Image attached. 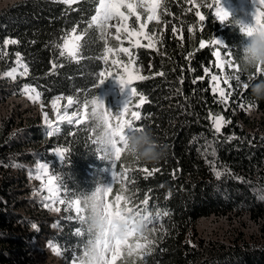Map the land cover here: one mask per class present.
<instances>
[{
  "label": "trees",
  "instance_id": "trees-1",
  "mask_svg": "<svg viewBox=\"0 0 264 264\" xmlns=\"http://www.w3.org/2000/svg\"><path fill=\"white\" fill-rule=\"evenodd\" d=\"M141 2H128L136 5L135 15L121 10L133 28L140 16L151 47L106 40L105 31L92 24L99 0L0 3V102L19 87L31 86L44 106L71 97L68 110L77 115L76 122H61L60 132L48 135L35 108L25 115L19 106L0 107V264H43L36 254L41 237L50 236L67 251L61 264H69L81 250L83 239L71 233V224L63 220L57 230L49 228L51 215L37 203L28 176L36 162L47 164L64 198L84 197L110 181L119 208L123 204L151 213L149 231L144 237L130 234L114 264H264V200L259 199H264V99L255 100L251 89L242 86L254 80V73L239 62L243 41L238 29L231 20H217L209 0H157L159 22L148 19ZM74 35L81 37L75 59L63 51L64 41ZM217 36L221 56L230 52L236 64L225 103L211 92L208 80L214 73L211 39ZM7 39L17 43L5 45ZM17 54L27 74L8 80L3 71ZM111 60L130 61L145 77L129 84L136 93L128 112L111 101V80L100 84L99 74ZM94 98L104 102L107 127L127 122L148 128L160 145L161 159L145 165L120 147L115 160L111 154L107 161L99 156L95 141L101 127L92 115ZM132 110L141 114L139 120L131 117ZM215 116L225 121L220 133L212 126ZM58 148L67 149L59 160L52 154ZM109 166L118 173L110 177ZM162 212L168 215L162 217ZM209 216L245 218L257 226L259 236L245 240L237 231L228 240L204 239L195 224ZM145 247L150 254L141 259Z\"/></svg>",
  "mask_w": 264,
  "mask_h": 264
},
{
  "label": "rangeland",
  "instance_id": "rangeland-1",
  "mask_svg": "<svg viewBox=\"0 0 264 264\" xmlns=\"http://www.w3.org/2000/svg\"><path fill=\"white\" fill-rule=\"evenodd\" d=\"M12 0H0V3H6ZM131 0H127L129 2ZM220 7L229 15L230 19L233 20H241L245 23L251 24L253 23V16L256 11V0H219ZM209 5H211L212 12L214 14V17L221 22L215 15V0H209ZM122 11V10H121ZM126 16V15H125ZM229 18H226V20H230ZM225 20V21H226ZM109 27H106L104 29L106 40H115L119 42L118 45L123 46L121 44L122 42H125L126 44L130 45H138L142 44L145 46H148L150 43L149 36L146 35L145 27L143 24L140 23L139 20L136 21V25H138L137 28L130 27L128 25L127 20H121V18L117 17L116 19H113L108 22ZM123 24L128 25V30H125L123 28ZM117 25L121 26V31L117 33ZM141 25H143V28H141ZM128 31H133L134 35L129 36ZM135 33H138L135 34ZM73 36H70L67 38V40H72ZM216 40L219 42V44L213 43V41ZM152 38H151V44H152ZM211 43L214 45L213 55H214V73L210 72L208 74V80H209V86L211 92L215 95V97L222 103H225L226 100H222L219 91H214V88H222L224 89L225 97L228 98V86L229 83H224V77L225 75L229 77L230 70H234L236 67V64L231 60L229 54H222V56L218 59L215 55V52L219 51V47L222 45L221 39L217 36L211 39ZM64 45V43H63ZM63 51L67 53V51ZM112 64L108 65L104 69V73L107 75V77L111 80L108 85V95L111 97V101L119 106V108H123L126 105V100L129 98V85L128 86H121L117 79L115 77H119L124 75L123 72V66L128 65V71L129 73H132L134 75V79H137L142 76V73L140 70L135 67L130 61L127 60H120V61H114L111 60ZM225 61V68L221 70L217 67V65L221 62ZM231 62V66H229L228 62ZM20 65H23L21 62H18L17 60L14 61L13 65H11L8 69L3 71V75L8 80H15L24 74V67H21ZM13 68H16L15 78L8 76L7 73L11 72ZM213 75H217L220 77L219 81H213L211 77ZM132 80V81H133ZM26 86H21L18 88L15 95L8 96L6 99L3 98V100L0 102V107L2 106V111L5 109V107L9 106H19V110L25 111V115L30 113V109L33 107L39 112L40 121L42 124L45 125L46 129L48 131L53 130L54 126H56V121H60L62 119L58 118L59 116H63L65 113V109H67V114L63 118V122H66L70 124L71 122H76V114L74 112H70L68 110V107H70L71 103L68 104V99L65 101V103H62V101L58 98L51 99L47 102L46 106H44L38 98L37 92H31L28 94H25L24 88ZM28 88H33L31 86H27ZM30 96L34 98H29ZM248 111V110H247ZM47 117V120L53 125V128L50 129L48 124L45 122V118ZM218 116H215L216 118ZM214 118L212 119V126L214 124ZM60 119V120H59ZM61 123V122H60ZM59 123V125H60ZM214 128V126H213ZM215 129V128H214ZM99 135L96 136V138ZM98 147V146H97ZM117 151L110 153L112 157L115 160ZM52 154L54 157L59 160L60 157L56 155V149L52 150ZM109 153H105L101 151L98 147V155L102 156V158L107 161L110 160V157L108 156ZM42 165H46L44 162H36L31 169L29 170V179L31 185L35 187V196L36 201L39 204L40 207L46 209L48 213L51 215L49 218L50 225L49 228L51 230H57L59 228V225L61 221L65 220L67 224H71V233L73 235H77L76 229L82 227L81 221H80V214L77 211L78 203L80 198H64L60 195L58 187V199H62L64 201V206L69 207L71 209V212L64 211V206L57 204L55 207H59L60 211L52 210L50 207H45L46 203H50V201H47L44 199L48 195L47 188L45 187L47 184L48 176H45L42 172ZM48 167V166H47ZM109 176H114L118 172L113 167L109 166L107 168ZM49 175L53 176L51 173ZM40 176L41 179H37L36 177ZM55 179V177H54ZM108 185L112 187L110 184V181H108ZM105 185V186H108ZM262 196V195H261ZM106 200L114 201L115 207L119 208V200L120 197L112 193V189L106 193L105 196ZM260 200H264L262 197H259ZM264 206V205H262ZM196 230L199 236L203 237L204 239H212V238H218L220 236H223V240H228V238H232L233 236H236L237 231L242 232V236L245 240L254 241L259 236V233L257 230V226H255L251 221H246L245 218H234L233 220H229L227 218H219V217H207V218H201L197 220L196 222ZM50 235V234H49ZM50 237V236H48ZM48 237H41L40 240L36 243V254L39 255V258L43 264L49 263V264H61V262L64 259L63 253L67 251H63V248L60 245H57L54 243L53 240L47 239ZM126 239L123 241H117L114 245L113 250L109 253L108 259L106 264H114L117 258H119L120 252L123 248L126 246ZM54 248H58L60 250V255L58 256L56 252L53 251ZM73 254V253H72ZM77 256L72 255L70 256L69 264H75V259Z\"/></svg>",
  "mask_w": 264,
  "mask_h": 264
},
{
  "label": "clouds",
  "instance_id": "clouds-1",
  "mask_svg": "<svg viewBox=\"0 0 264 264\" xmlns=\"http://www.w3.org/2000/svg\"><path fill=\"white\" fill-rule=\"evenodd\" d=\"M230 20L243 41L238 52L240 64L251 73L259 68L261 76H264V26ZM248 88L255 100L264 99V79L249 81ZM91 106L92 115L101 127L95 141L101 151L110 154L116 147H120L125 155L138 162L142 161L145 165L157 163L161 159L160 145L153 139L148 128L127 122L107 127L103 119L104 102L94 98ZM110 188V185H98L79 200L77 211L82 227L77 228L76 232L83 243L75 264H106L117 241L125 240L130 234L144 237L149 231L151 213L125 207L123 204L117 209L114 201L105 199ZM148 254L150 250L145 247L139 255L142 259Z\"/></svg>",
  "mask_w": 264,
  "mask_h": 264
},
{
  "label": "snow or ice",
  "instance_id": "snow-or-ice-1",
  "mask_svg": "<svg viewBox=\"0 0 264 264\" xmlns=\"http://www.w3.org/2000/svg\"><path fill=\"white\" fill-rule=\"evenodd\" d=\"M63 3L71 5L75 2V0H62ZM256 11L254 13L253 16V23L255 25H259V26H264V0H256ZM141 7H143L145 9V11H147L149 13L148 19L152 20V19H156L157 22H159V15L157 13V9L160 7V4L157 2V0H142ZM135 7L136 5H134L133 3H128L127 0H99V4L98 6L95 8V15L92 17V24L96 25L98 28L101 29V31L103 32L104 29L106 27H109V21L116 19L117 17L121 18V20H126L127 17L125 16V14L121 11L122 8H127L130 14H136L135 13ZM209 7H211V5H209ZM215 15L216 17L221 21L224 22L227 18V13L220 7L219 4V0H215ZM137 20L140 19L139 15H136ZM201 20L204 19L203 16L200 17ZM123 28L125 30H128V25L127 24H123ZM141 28H143V25H141ZM117 33H119L121 31V26L117 25ZM75 32V29L73 30ZM138 35V33H135ZM128 35L132 36L134 35L133 31H128ZM150 43H149V47L152 46L151 44V37H149ZM78 41H81V37L80 36H73L72 40H65L64 41V50L67 51L68 56L72 57L73 59L76 58L77 53L80 51L81 49V44L78 43ZM5 45H9V44H16L17 41L15 39H7L5 40ZM213 43L219 44L218 41L214 40ZM139 46V45H138ZM203 47V44L201 45ZM121 51L127 53L128 49L126 48H121ZM106 53L110 52L111 49H106L105 50ZM64 52H61V55H63ZM216 57L219 59L221 56V52L217 51L215 52ZM230 55V52H229ZM19 54H17V61L19 62ZM104 59H107V55H105ZM229 66H231V62L229 61ZM21 67H24V65H20ZM218 68H220L221 70H223L225 68V61H221L218 65ZM238 71V68L236 69ZM28 69L25 67L24 68V74H27ZM123 72L124 75L119 76V77H115L118 81V83L121 86H128L131 81L134 79V75L132 73H129L128 71V65H124L123 66ZM16 73V68H13L11 72H8L7 75L11 76L13 78H15V74ZM261 75V70L259 68H257L256 73H254L251 76V79H256L259 78V76ZM100 77V84H102L108 77L104 72H101L99 74ZM140 79H144L145 77H139ZM211 79L213 81H219L220 77H218L217 75H213L211 77ZM229 77H227L225 75L224 77V83H229ZM238 79V77H237ZM243 88L246 90L248 88V83H243ZM214 91H219L221 99L222 100H226L227 98L225 97L224 94V89L222 88H214ZM24 92L25 94L31 93V92H35L34 88H28L27 86L24 88ZM136 93V89L135 88H129V101L127 102V104L125 105L126 108V112H128L129 109V105L132 103L131 97L133 95H135ZM29 98H34L32 96H30ZM38 98V97H35ZM141 103L144 102V97L140 96L139 97ZM72 98L69 97L68 98V104L71 103ZM67 114V109H65V113L63 116H59L58 118L63 119L65 117V115ZM131 117H134L136 120H139L141 118V114L136 111V110H132L130 112ZM45 122L46 124H48L49 128L52 129L53 125L47 120V117L45 118ZM225 123V121L223 120V117H216L214 118V128H215V132L216 133H220L221 131V127L223 126V124ZM54 131L56 133L60 132V126L56 125L54 127ZM48 135H53V131H49ZM67 151V149H56V155L59 156L61 159L64 157V153ZM42 172L45 176H48L47 179V184H46V188H47V192L48 195L46 197H44L45 200L50 201V203H46L45 207H50L52 210L55 211H60L61 209L59 207H55L57 204L59 205H63L64 206V201L62 199H58V190L57 187L55 185V179L53 176L49 175V169L46 165H42ZM216 176L219 179L221 176V172H216ZM37 179H41L40 176L36 177ZM64 211L66 212H71L70 206L69 207H65L64 206ZM168 215L167 212H162V217ZM33 227H36L35 225H33ZM54 252L56 253H60V250L58 248H54L53 249ZM145 264H147V261L145 262Z\"/></svg>",
  "mask_w": 264,
  "mask_h": 264
},
{
  "label": "water",
  "instance_id": "water-1",
  "mask_svg": "<svg viewBox=\"0 0 264 264\" xmlns=\"http://www.w3.org/2000/svg\"><path fill=\"white\" fill-rule=\"evenodd\" d=\"M62 120H63V119H62ZM62 120H60V121H62ZM57 122H59V121H56V123H57Z\"/></svg>",
  "mask_w": 264,
  "mask_h": 264
},
{
  "label": "bare ground",
  "instance_id": "bare-ground-1",
  "mask_svg": "<svg viewBox=\"0 0 264 264\" xmlns=\"http://www.w3.org/2000/svg\"><path fill=\"white\" fill-rule=\"evenodd\" d=\"M60 120V119H59Z\"/></svg>",
  "mask_w": 264,
  "mask_h": 264
}]
</instances>
